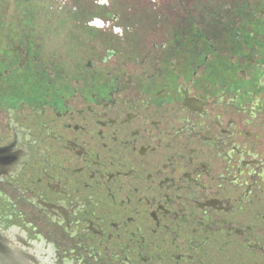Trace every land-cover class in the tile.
Listing matches in <instances>:
<instances>
[{
    "label": "flooded vegetation",
    "instance_id": "obj_1",
    "mask_svg": "<svg viewBox=\"0 0 264 264\" xmlns=\"http://www.w3.org/2000/svg\"><path fill=\"white\" fill-rule=\"evenodd\" d=\"M116 2L3 19L0 260L264 264V0Z\"/></svg>",
    "mask_w": 264,
    "mask_h": 264
},
{
    "label": "rangeland",
    "instance_id": "obj_2",
    "mask_svg": "<svg viewBox=\"0 0 264 264\" xmlns=\"http://www.w3.org/2000/svg\"><path fill=\"white\" fill-rule=\"evenodd\" d=\"M100 2L101 0H0V30L5 17L7 21L13 22L8 23L10 26L22 23L24 30H29L32 22L38 19L44 31L52 32L56 41H62L68 37L67 33L74 35V31L78 30L79 24L72 23L70 16L81 14L80 10H92L94 5H100ZM123 2L127 6L132 4L133 0H118L116 3L121 5ZM33 16L37 18L33 19ZM8 29L15 30V27Z\"/></svg>",
    "mask_w": 264,
    "mask_h": 264
},
{
    "label": "water",
    "instance_id": "obj_3",
    "mask_svg": "<svg viewBox=\"0 0 264 264\" xmlns=\"http://www.w3.org/2000/svg\"><path fill=\"white\" fill-rule=\"evenodd\" d=\"M0 264H25V263L20 262V261H18V260H12V261H8V262L4 263V262H2V261L0 260Z\"/></svg>",
    "mask_w": 264,
    "mask_h": 264
}]
</instances>
